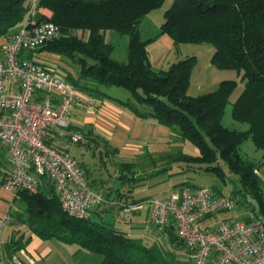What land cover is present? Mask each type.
Returning a JSON list of instances; mask_svg holds the SVG:
<instances>
[{
  "label": "trees",
  "instance_id": "obj_1",
  "mask_svg": "<svg viewBox=\"0 0 264 264\" xmlns=\"http://www.w3.org/2000/svg\"><path fill=\"white\" fill-rule=\"evenodd\" d=\"M167 1L40 0L39 6L52 12L50 20L60 28L61 36L37 52L69 60L79 76L74 78L67 72L65 76L79 92L110 99L139 119L170 128L178 139L198 148L197 155L179 152L161 156L162 160H168V165L156 175L175 166L179 171L174 175L205 171L225 184L233 182L234 176L242 187L235 194L252 203L255 214L264 216V190L257 166L245 160L240 152L241 145L250 138L264 152V0H172L158 35L143 40V20ZM27 11L28 0H0V38L14 33L23 24ZM109 32L129 38L126 62L113 57L115 47L107 40ZM163 35L170 36L177 48L185 44H212L213 65L219 70L237 71L245 83L237 99L232 100L237 80H224L217 90L202 96L189 95L197 65L195 56L156 72L148 46ZM114 87L126 89L130 97L122 100L110 96L108 90ZM229 104L234 120L249 125L247 131L225 127L223 119ZM74 128L83 131L85 138L96 145L107 144L94 138L92 130ZM99 154L107 157L108 151ZM120 170L124 171L121 180L132 171L130 164H122ZM182 186L198 187L181 180L173 185V190ZM215 193L223 195L221 191ZM19 196L26 208L18 221L31 234L46 241L78 245L100 255L101 264H194L192 250L173 226L164 231L156 227L160 239L148 244L143 238L131 237L114 224L97 219L94 210L85 219L68 215L62 209L55 186L48 180L40 192H21ZM210 217L198 227H208V223L207 226L201 223ZM30 240L31 236L25 232L20 234L6 245L5 253H18Z\"/></svg>",
  "mask_w": 264,
  "mask_h": 264
},
{
  "label": "built area",
  "instance_id": "obj_2",
  "mask_svg": "<svg viewBox=\"0 0 264 264\" xmlns=\"http://www.w3.org/2000/svg\"><path fill=\"white\" fill-rule=\"evenodd\" d=\"M39 3L28 0L23 24L5 36L0 49V142L9 150L11 165L1 183L19 196L40 192L48 180L56 188L63 211L85 219L109 201L90 186L86 169L72 155L85 140V133L72 124V111L80 98L78 88L56 68L30 57L61 36ZM60 138H65L62 148L55 146ZM116 204L126 214L141 211L145 205ZM147 204L159 231L169 226L176 229L192 250L194 264H264V216L250 213L247 220H220L198 227L207 217L234 210L231 197L204 186H182ZM11 222L10 212L0 216V264H36L25 249L13 255L3 252V235Z\"/></svg>",
  "mask_w": 264,
  "mask_h": 264
},
{
  "label": "crops",
  "instance_id": "obj_3",
  "mask_svg": "<svg viewBox=\"0 0 264 264\" xmlns=\"http://www.w3.org/2000/svg\"><path fill=\"white\" fill-rule=\"evenodd\" d=\"M45 13L49 15V17L52 16L50 10L46 9ZM5 43L6 37H1L0 49ZM156 43H158V50L155 53V57L152 59V56H150V58L153 69L156 72H159L163 69H167L173 64L170 60V56L173 53H178L182 46L178 48L175 47L174 41L168 35L159 37L156 40ZM114 53L115 52H113V57ZM30 57L34 58L39 64L56 68L63 75L67 72L74 78H78L79 76L78 69L72 66L69 60H64L60 55H56V58H53L49 55L45 56V53L37 52L30 55ZM127 60L128 55H125V58L119 61L126 62ZM64 61H66V63ZM51 62H60V65ZM219 83L220 81L217 80L216 84ZM109 95L121 99L116 95H111L110 93ZM236 99H233V101ZM94 101L97 102V107L92 106ZM227 111L228 108L223 123ZM72 124L73 127L76 128L84 129L86 131L92 130L94 138L107 142V144L104 145V150L106 149V151H108V159L126 160L125 162L117 160L118 168L121 169L122 164H130V169H132V171L130 170L127 172L129 177H125L122 180L120 187H115L110 185L111 182L109 183L106 181V177L104 179L101 173L96 174V176L92 175L94 170H98L97 167L91 169L88 168L89 184L92 185L95 190H108V197L105 194L104 195L109 203L96 207L94 209V217L114 224L117 228L127 232L131 237L143 238L148 244L153 243L157 239L156 236L158 235V230L151 220L150 209H142L141 211L132 214H126L123 209L116 204L118 202L139 203V178L135 175H130L131 172L133 173L134 170H136L137 163L134 164V162L127 161L139 159V156L145 153L150 154L153 157L176 154L178 151L176 148L180 147V143L184 142L178 139L176 134L168 127L153 121L139 119L133 116L127 109L110 99H97L81 92L79 101L72 111ZM87 139L90 143L92 142V139ZM85 140L83 143H85ZM64 142L65 138H60L56 141L55 146L62 148ZM92 144L94 143L92 142ZM80 145L81 144L78 146ZM78 146L72 151V155L78 159V162L83 163L84 161V163H87L88 157L80 152ZM9 157L10 154L8 148L0 142V216L9 212L12 215V222L9 227L6 228L2 239L3 252L8 243L25 232L27 236H31L30 243L25 250L35 259L36 264H101L103 258L100 255L90 253L80 247L75 248L73 245L63 244L57 240H42L38 236L31 234L28 231V227L18 221L19 215H22L26 208L24 201L20 196H17L4 188L1 183L11 171ZM175 170L179 169L175 166L172 167V171L175 172ZM261 174L263 176L262 170ZM113 177L118 180L117 176ZM193 185L198 187L203 186L200 184ZM173 191L174 190L171 192ZM120 194L122 196H119ZM244 214H246V212H238V215H233L228 218H230L229 220H237L241 219ZM221 220H223V218ZM210 225L212 224H209V226Z\"/></svg>",
  "mask_w": 264,
  "mask_h": 264
},
{
  "label": "rangeland",
  "instance_id": "obj_4",
  "mask_svg": "<svg viewBox=\"0 0 264 264\" xmlns=\"http://www.w3.org/2000/svg\"><path fill=\"white\" fill-rule=\"evenodd\" d=\"M172 4L173 1L168 0L161 8L153 10L143 20L141 24L143 40L154 39L158 35L161 26L165 21V13L172 6ZM107 40L114 45V57L117 60H123L125 58V55H128L127 53L129 38L127 36L120 35L116 32H109L107 34ZM156 40L152 41L148 46L149 54H151L150 56H152V59L155 57V53L158 50V43H156ZM214 52L215 47L210 43L185 44L182 45L181 49L178 51L179 54L173 53L170 56V60L172 61V63H175L181 61L182 58L184 59L185 57H197V65L192 73L189 95L194 97L202 96L217 90L220 83L224 80H237L238 88L232 96V100L236 99L244 89L245 83L241 81V76L238 74L237 71L217 69L212 63V57L214 55ZM47 55L56 58V54H50L45 52V56ZM64 62L66 63V61ZM51 63L60 65V62ZM217 80L220 81L219 84H216ZM108 92L111 95H116L120 97L122 100H126L130 97V93L124 88L114 87L108 90ZM92 106L97 107V102L94 101L92 103ZM227 108L228 111L224 120L225 127H227L229 130L239 132H244L245 130L249 129L248 124L234 120L232 115V105L229 104ZM96 144H92V142L90 143V141L86 138L85 143L82 142V144L78 146L80 152L84 154V156L88 157L87 163H84L83 161V163L81 164H83V166L87 170L88 168L91 169L97 167L98 170H94L92 175L96 176V174L101 173L104 179L106 177V181H108L109 183L111 182L110 185L120 187V183L122 182L120 178H123L122 176H124V171L122 172L120 168H118V161L120 160L125 162L126 160L117 159V161L108 159V156L103 157V155L99 153L100 151L104 150L105 143L101 142L100 145ZM180 144L181 146L176 148L178 150L176 153H179L181 151L191 155H197V153H199L198 148L190 142H184ZM240 152L245 160L251 161L257 166L256 170L260 172L258 176L261 180V185L264 190V152L256 148L251 138L246 140L241 145ZM127 162H134V164L137 163L136 170H134L133 173L131 172L130 175H135L139 178V200H141V203L145 204L143 208L144 210H148L149 208L147 204L148 200H151L153 198L167 197L168 194L174 189L173 185H175L181 180H186L193 184L203 185L204 187L210 188L214 192L221 191L224 196L231 197L235 201L236 206L234 210L223 211L210 217L209 221L201 223V225L203 226L207 225V223L215 224L216 222L225 217L238 215V212H246V214L243 215L241 220L248 219L249 214L254 213L252 203H248L240 195L235 194V190L241 189L242 187L239 183V179L234 176L232 178L234 180L233 182L229 181L227 184H225L214 174L205 171H186L185 174L174 175L175 172H178L179 170H175V172L170 170L169 172H164L160 175H156L160 170H162L165 166L168 165V160H162V157L157 156L151 157L147 153L140 155L139 159L128 160ZM260 169L263 172V176L261 174ZM125 172H127V170H125ZM112 175L117 176L118 180L115 179ZM102 191L108 197V190ZM156 238L160 239V236L157 235ZM73 246L75 248L79 247L78 245Z\"/></svg>",
  "mask_w": 264,
  "mask_h": 264
}]
</instances>
